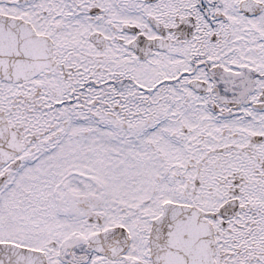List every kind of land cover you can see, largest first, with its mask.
Masks as SVG:
<instances>
[{"label": "snow or ice", "instance_id": "6c2138e0", "mask_svg": "<svg viewBox=\"0 0 264 264\" xmlns=\"http://www.w3.org/2000/svg\"><path fill=\"white\" fill-rule=\"evenodd\" d=\"M0 264H264V0H0Z\"/></svg>", "mask_w": 264, "mask_h": 264}]
</instances>
